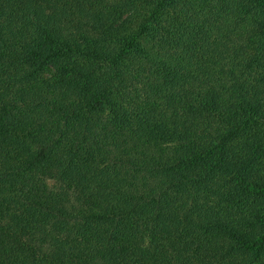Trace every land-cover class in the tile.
<instances>
[{"label": "trees", "instance_id": "trees-1", "mask_svg": "<svg viewBox=\"0 0 264 264\" xmlns=\"http://www.w3.org/2000/svg\"><path fill=\"white\" fill-rule=\"evenodd\" d=\"M0 264H264V0H0Z\"/></svg>", "mask_w": 264, "mask_h": 264}]
</instances>
